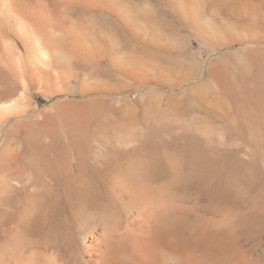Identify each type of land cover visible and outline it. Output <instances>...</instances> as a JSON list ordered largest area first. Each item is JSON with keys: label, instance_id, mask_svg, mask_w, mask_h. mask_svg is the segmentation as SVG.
Returning <instances> with one entry per match:
<instances>
[{"label": "bare ground", "instance_id": "6f19581e", "mask_svg": "<svg viewBox=\"0 0 264 264\" xmlns=\"http://www.w3.org/2000/svg\"><path fill=\"white\" fill-rule=\"evenodd\" d=\"M192 40L205 44L207 55L228 49L227 58L249 72L252 59L264 60V0H0V119L28 109H17L15 98L27 90L26 74L29 88L43 83L62 90L70 79L84 84L88 64L94 76L110 72L146 87L158 118L175 112L177 96L187 91L221 118L218 130L203 120L198 134L170 141L159 134L135 140L115 123L95 126L65 144L43 146L41 168L24 158L26 149L5 145L0 264L259 263L254 253L264 213L256 206L243 212L245 229L254 232L244 247L210 220L189 219L179 200L182 169L201 195L220 200L242 163L258 175L260 157L227 147L225 127L239 105L238 92L225 83L231 62L216 58L213 76L190 82L207 60L196 59ZM163 55L178 59L179 67ZM136 122V116L125 120L132 127ZM176 144L178 151H167Z\"/></svg>", "mask_w": 264, "mask_h": 264}, {"label": "rangeland", "instance_id": "374dc122", "mask_svg": "<svg viewBox=\"0 0 264 264\" xmlns=\"http://www.w3.org/2000/svg\"><path fill=\"white\" fill-rule=\"evenodd\" d=\"M191 45L196 59L204 57L207 60L203 65V72L192 78L190 82L200 80L207 72L213 73L214 69H211V63L219 57H229L228 49L207 55L205 44H199L192 40ZM238 52L240 56L241 54L243 56L244 52L243 57L251 58L243 49H239ZM162 58L170 65L179 67L180 61L173 56L163 55ZM260 58L256 57L257 60L251 58V71L249 70V72L243 71L237 60L230 61L231 59L227 58L226 63L227 61L231 63L227 65L229 69L225 77V83L239 94V105L237 107L234 105L233 123L225 127V130H228L226 145L229 148H248L254 153L258 152L260 155L257 163L258 175L250 165L242 163L231 174L229 191L219 200L201 195L191 186L190 177L182 169L179 178L180 185L177 190L181 204L185 208L187 207L189 219L196 220V222H201L203 219L210 220V226L215 225V228L219 226V229L221 228L226 233L228 239L235 243L233 245L244 247H248L252 243L254 232L245 229L243 212L256 206L264 213V60ZM182 66L189 67L184 61ZM92 67L93 64H88L83 70V73L85 72L84 84L70 79L69 83L62 84L64 92L47 84L44 86L43 83L42 86L39 85L41 88L39 86L35 89L29 88V78L26 74L27 90L24 94H17L18 96L14 97L17 99V109L21 107L28 109L17 117L6 116L0 119V151L8 144L12 152L13 149H26L30 152L26 151L24 158L30 159L32 165L41 168L45 164L44 156L39 154L43 146L65 144L70 137L82 134L85 130L95 126L107 129L115 123L116 131L126 137L131 136L136 140L144 137H156V134H159L163 135L167 141L183 135L198 134L203 120L214 130L221 127V118L198 103L188 91L182 93L181 98L177 96V112L167 111L161 118H158L150 103L152 96L146 87H136L134 83L114 73H112L113 76L115 75L113 77L110 72L99 77L94 76L89 73ZM211 75L213 76V74ZM216 85L218 88L221 87V83L218 81H216ZM87 87L96 89L88 91ZM245 91L246 93H244ZM165 102L164 100L163 105ZM135 116L137 118L135 126L125 124V120ZM214 138V144H217L218 137L214 136ZM178 145L167 148V151L175 153V149L177 151L180 149L177 147ZM189 145L194 146L193 144ZM247 158L248 156H242L243 160ZM178 159L176 156L173 157L175 164L180 162ZM177 164L176 166L180 163ZM171 185L167 184V190L171 189ZM261 231L263 233L261 247L257 253H254V255L257 254V259L259 258L258 264H264L263 225H261Z\"/></svg>", "mask_w": 264, "mask_h": 264}]
</instances>
